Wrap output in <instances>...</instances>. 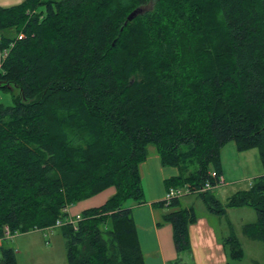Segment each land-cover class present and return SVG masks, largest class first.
<instances>
[{"label":"trees","instance_id":"1","mask_svg":"<svg viewBox=\"0 0 264 264\" xmlns=\"http://www.w3.org/2000/svg\"><path fill=\"white\" fill-rule=\"evenodd\" d=\"M4 49L0 89L13 103L0 104V264H17L5 226L52 228L109 188L102 205L59 228L67 264H145L124 204L142 203L149 148L177 170L166 190L214 188L229 141L257 148L263 175L225 204L195 196L217 216L253 208L243 234L264 248V0H24L0 7ZM152 206L167 210L157 225L170 224L175 251H189L194 208ZM222 245L242 257L235 236Z\"/></svg>","mask_w":264,"mask_h":264},{"label":"rangeland","instance_id":"2","mask_svg":"<svg viewBox=\"0 0 264 264\" xmlns=\"http://www.w3.org/2000/svg\"><path fill=\"white\" fill-rule=\"evenodd\" d=\"M11 90L13 94L17 93L14 87ZM12 103L11 92L0 89V104L9 106ZM220 165L224 171L225 184L212 188L209 190V193L221 204H225L227 199L236 192L248 190L251 184L263 175L258 149L252 148L245 151H238L234 141L227 142L220 149ZM111 190L113 188H110L107 192ZM195 195L187 194L181 197V207H193L197 219L204 216L209 227L213 229V237L217 240H222L233 235L241 243L243 250L242 257L239 259H231L226 255L224 264H264V248L262 242L260 240H251L243 234L244 225L257 221L255 210L248 206L229 208L226 209L224 215L217 216L210 213L203 201ZM99 196L95 195L87 200L76 203L75 205L78 204L77 209H69L70 213L74 215V212L75 214L79 212L80 214L89 205L99 203L100 199L98 198H102ZM131 203L132 200H127L124 206L128 207ZM157 209L160 211V208ZM164 210L167 211L166 209ZM164 226L171 227L167 223ZM189 227L188 239L190 250L180 253L175 251L176 257L169 260L166 264H201L203 261L204 244L202 241L196 243L194 237L191 242ZM59 228L52 227L46 230H36L23 234L18 233L13 239L6 242V246L15 252L17 264H67L65 243ZM171 248L172 250L175 249L172 242ZM194 248L197 255H195Z\"/></svg>","mask_w":264,"mask_h":264},{"label":"crops","instance_id":"3","mask_svg":"<svg viewBox=\"0 0 264 264\" xmlns=\"http://www.w3.org/2000/svg\"><path fill=\"white\" fill-rule=\"evenodd\" d=\"M23 1L24 0H0V7H12ZM140 172L143 194L142 203L137 205L134 201H132L128 207H130L133 211V220L137 229L141 249L144 254L145 264H166L169 260L176 257L175 249L173 248L174 250H172L171 248V242L173 245L172 229L171 227L169 228L164 226V224L160 226L157 225L166 211L164 210L165 208H160V211H158V209L152 206V204L163 200L166 193L165 181L175 177L177 175V170L172 167H162L155 150L153 148H149V156L141 164ZM220 174L224 179V171L222 169ZM109 189L98 194L100 195L99 197H102L98 198L100 199L99 203L89 205L88 208L102 205L108 197L114 193V189L107 192ZM77 205L67 208V214L69 213L67 218L68 220L78 218L79 212L77 214L74 212V215L70 213V210L77 209ZM189 235L191 237V242L194 237L196 243H198V241H202L204 244V262L202 261L201 264H224L227 254L222 245V240H217L213 237V229L209 227V224L204 216L197 219V221L189 227ZM195 255H197L196 251Z\"/></svg>","mask_w":264,"mask_h":264},{"label":"built area","instance_id":"4","mask_svg":"<svg viewBox=\"0 0 264 264\" xmlns=\"http://www.w3.org/2000/svg\"><path fill=\"white\" fill-rule=\"evenodd\" d=\"M18 39L19 40L22 39V35L18 36ZM7 53H8L7 49L0 51V68H1L2 62L5 59ZM210 177H211V179H213L215 181L216 186L224 184V179H223L221 174H218L217 172L212 171V172H210ZM212 188H213V186L208 181L203 186H201L199 188H188L186 186L183 188H169L168 190H166V193H165L162 201L166 205H168L172 200L180 199L184 195L201 194V193H205V192L211 190ZM76 220H77V218L75 220H67V222L57 221L55 223L54 227H61L66 223L73 225V224H75ZM17 234H18V232L11 233L7 226H5L3 228V238L6 240L13 239V237L16 236Z\"/></svg>","mask_w":264,"mask_h":264},{"label":"water","instance_id":"5","mask_svg":"<svg viewBox=\"0 0 264 264\" xmlns=\"http://www.w3.org/2000/svg\"><path fill=\"white\" fill-rule=\"evenodd\" d=\"M144 12L143 9L141 8H138V9H135L133 12H131L127 18H126V21L124 22V25H126L128 22L132 21L135 17H137L138 15H141L142 13Z\"/></svg>","mask_w":264,"mask_h":264}]
</instances>
